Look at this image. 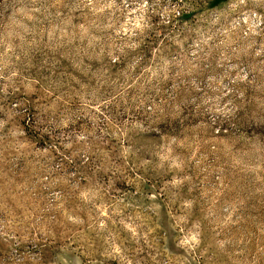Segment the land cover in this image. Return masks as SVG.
<instances>
[{
    "label": "rangeland",
    "instance_id": "rangeland-1",
    "mask_svg": "<svg viewBox=\"0 0 264 264\" xmlns=\"http://www.w3.org/2000/svg\"><path fill=\"white\" fill-rule=\"evenodd\" d=\"M0 264H264V0H2Z\"/></svg>",
    "mask_w": 264,
    "mask_h": 264
},
{
    "label": "trees",
    "instance_id": "trees-1",
    "mask_svg": "<svg viewBox=\"0 0 264 264\" xmlns=\"http://www.w3.org/2000/svg\"><path fill=\"white\" fill-rule=\"evenodd\" d=\"M2 0H0V2H1ZM220 1H222V0H215V2H220Z\"/></svg>",
    "mask_w": 264,
    "mask_h": 264
}]
</instances>
